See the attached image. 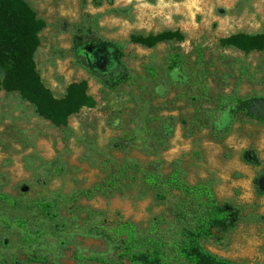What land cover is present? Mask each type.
I'll list each match as a JSON object with an SVG mask.
<instances>
[{"label":"rangeland","instance_id":"1","mask_svg":"<svg viewBox=\"0 0 264 264\" xmlns=\"http://www.w3.org/2000/svg\"><path fill=\"white\" fill-rule=\"evenodd\" d=\"M24 1L39 21L33 68L54 104L0 86V194L10 199H0V264H105L117 245L108 228L122 220L173 241L175 214L193 209L170 186L155 199L143 176L174 170L237 209L234 226L213 228L202 246L264 264V191L254 188L264 183V120L227 99L264 96V46L223 41L263 32L264 0ZM166 30L174 35L150 46L128 39ZM99 40L120 45L128 75L109 87L84 67L105 63L116 78L107 53L76 49Z\"/></svg>","mask_w":264,"mask_h":264},{"label":"trees","instance_id":"2","mask_svg":"<svg viewBox=\"0 0 264 264\" xmlns=\"http://www.w3.org/2000/svg\"><path fill=\"white\" fill-rule=\"evenodd\" d=\"M39 28V21L33 10L24 0H0V86L16 89L18 94L29 101L39 99L49 109L54 104L48 89L40 86L37 72L33 68L32 58L37 39L35 33ZM174 32L166 30L157 36L133 33L129 41L143 46L152 45L157 38L168 39ZM226 44H233L244 50L264 46V31L260 34H237L225 38ZM85 44V46H84ZM83 48L76 49L85 53L92 47H98L107 53L108 59L118 66L116 78L108 76L105 63H92L85 60L86 71L95 75L104 87H109L125 80L128 75L122 62V51L118 43L111 40H99L94 44L85 42ZM101 62V61H100ZM232 107L240 110L244 115L264 120V96L250 95L245 97L229 96ZM53 120L58 122V114L53 113ZM240 159L246 163L256 165L257 157L252 149L241 150ZM264 176V173H262ZM262 176V177H263ZM143 181L154 189L155 199H163L166 186L177 189L189 201L192 207L190 215L178 212L175 215L182 221L178 238L165 242L152 234H137L133 224L127 220L118 221L108 228L110 236L117 240L114 259L105 264H233L206 250L201 239L209 237L213 228L227 229L238 219L237 209L228 202H216L204 183L188 185L180 179L178 171L174 170L167 176L146 174ZM255 178L256 192L264 191V183ZM96 187V186H95ZM0 199H10L0 194ZM46 208V206L43 205ZM188 209V208H187ZM52 215V214H50ZM191 219L189 222L185 220Z\"/></svg>","mask_w":264,"mask_h":264},{"label":"water","instance_id":"3","mask_svg":"<svg viewBox=\"0 0 264 264\" xmlns=\"http://www.w3.org/2000/svg\"><path fill=\"white\" fill-rule=\"evenodd\" d=\"M97 49H99L98 47H96ZM100 50V49H99Z\"/></svg>","mask_w":264,"mask_h":264}]
</instances>
